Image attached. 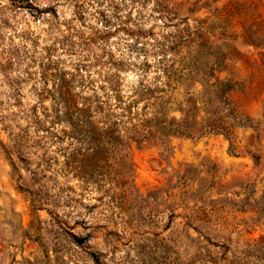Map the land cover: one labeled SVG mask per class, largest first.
<instances>
[{
	"label": "rangeland",
	"instance_id": "374dc122",
	"mask_svg": "<svg viewBox=\"0 0 264 264\" xmlns=\"http://www.w3.org/2000/svg\"><path fill=\"white\" fill-rule=\"evenodd\" d=\"M94 1L0 0V264H264V0H162L205 68L197 80L233 82L228 104L244 115L227 116L231 135L119 146L83 138L80 110L55 91L71 79L80 108V90H106L107 50L142 59L125 42L143 39L113 26L103 46ZM167 23L142 28L161 34ZM80 62L93 90L81 88ZM121 77L130 92L133 71ZM101 147L104 170L91 156Z\"/></svg>",
	"mask_w": 264,
	"mask_h": 264
},
{
	"label": "trees",
	"instance_id": "16d2710c",
	"mask_svg": "<svg viewBox=\"0 0 264 264\" xmlns=\"http://www.w3.org/2000/svg\"><path fill=\"white\" fill-rule=\"evenodd\" d=\"M94 2V11L100 23L97 37L103 46L109 45L107 41L113 26L126 36L136 35L143 39L137 41L139 44L136 46L125 42L126 51H135L141 54L142 59L139 62H133L130 58L122 61L107 50L103 61L108 63L105 66L114 70L106 72V76L102 75L106 90L101 95L94 92L93 79L85 69V62L84 65L80 62L81 88L93 90L89 95L80 90V108H76L73 103L71 79L61 77L55 91L66 109L80 110V133L83 138L101 145L119 146L125 137L134 138L135 141L150 138L163 140L170 134L196 135L204 130L232 134L231 125L226 122L227 116L237 120L244 115L228 104L227 93L233 88V82L214 78L207 79L204 84L197 80L199 72L205 68L198 59L192 58V51L187 50L189 42L184 41V36H189V33H185L186 30L182 28L174 30L172 17H175V12L169 4L162 0ZM34 10L40 14L54 13L52 9L36 6ZM149 18L157 19L164 26L168 22L172 30H164L160 34L154 33V26L143 29L142 25ZM196 52L200 54L201 49H196ZM121 70H131L135 75V82L128 87L130 92L123 90ZM211 71L212 67H209V75ZM41 80L45 83L44 78L41 77ZM190 82L191 85L187 86ZM195 84L201 87L197 88ZM41 90L46 89L42 87ZM110 96L114 99L113 104L108 101ZM220 96L223 97L222 102L218 100ZM206 106L213 110H206ZM173 112H177L178 116H169ZM106 149L96 148L91 153L103 170L106 156L110 155Z\"/></svg>",
	"mask_w": 264,
	"mask_h": 264
}]
</instances>
